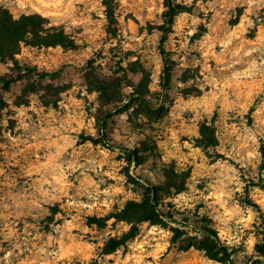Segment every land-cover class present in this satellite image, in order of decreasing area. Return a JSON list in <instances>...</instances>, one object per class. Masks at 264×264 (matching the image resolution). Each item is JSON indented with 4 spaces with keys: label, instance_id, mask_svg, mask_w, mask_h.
<instances>
[{
    "label": "rangeland",
    "instance_id": "374dc122",
    "mask_svg": "<svg viewBox=\"0 0 264 264\" xmlns=\"http://www.w3.org/2000/svg\"><path fill=\"white\" fill-rule=\"evenodd\" d=\"M182 2L190 11L176 17L162 55L164 0H114L112 21L105 0H0L15 18L40 14L75 42H23L18 68L0 62V76L14 79L8 89L0 83V229L15 232L23 264H223L195 247L182 248L192 237L206 238L201 227L216 231L233 264H264L256 258H264V189L255 185L264 184V134L251 139L264 133V5ZM109 111L115 112L106 125L113 149L98 141ZM196 112L203 118L194 121ZM189 137L200 153L184 147ZM117 147L137 150V161ZM69 164L79 167L70 170L58 198L41 197L33 182L53 170L59 176ZM144 183L159 187L165 216L139 223L134 237L103 253L111 237L132 225L110 218L113 223L100 227L88 218L142 200ZM181 195L195 207L172 202ZM26 224L36 225L28 228V242ZM233 238L239 243H229ZM0 241V250L10 248L3 235Z\"/></svg>",
    "mask_w": 264,
    "mask_h": 264
},
{
    "label": "trees",
    "instance_id": "16d2710c",
    "mask_svg": "<svg viewBox=\"0 0 264 264\" xmlns=\"http://www.w3.org/2000/svg\"><path fill=\"white\" fill-rule=\"evenodd\" d=\"M113 2L114 0H105V4L107 6V15L111 21L114 19ZM164 6V22L162 25H160V30L162 33L160 40V50L162 55H165L164 44L176 17L183 12L190 11V7L184 4L182 0H164ZM43 25H49V21L40 14L22 15L19 18H15L9 9L0 6V62L8 63L9 61H12L14 64L13 68H18L19 64L16 59V54L19 53L21 43L23 42L32 46H75L74 40L69 38L64 30L53 25L51 27H43ZM164 60L165 66L163 71V80L165 82V86L168 87L171 81L172 72L171 68L166 64V57ZM48 74L49 73L42 74V78ZM13 80V77L0 76V83L3 84L4 89H8ZM131 96V101L133 102L139 99L135 95ZM4 104V99L0 93V105L4 106ZM114 114V111H109L104 114L100 121L98 138V141L102 145L112 149L115 148L116 145L111 143L106 131V125L108 120ZM117 148H120V150L125 154L130 162L137 161V150L123 147ZM127 177L132 183L138 182L129 173H127ZM255 185L264 189L263 183ZM144 186L145 191L142 200H130L120 212L111 214L109 216H90L88 218V222L90 224H96L100 227L106 225L110 218L125 220L132 225L130 230L122 237H111L105 244L103 253L108 254L114 252L125 242L134 237L137 234L139 223L143 221L157 222L159 217L165 216V214L159 209V187L150 183H144ZM248 203L259 209V205L251 199H248ZM201 229L205 233L206 238L202 239L198 237H192L188 239L189 241L186 245H183L182 248L187 250L191 247H195L196 249L205 251L210 258L215 259L223 264H233L230 251L225 245L222 244L216 231L209 227H201Z\"/></svg>",
    "mask_w": 264,
    "mask_h": 264
},
{
    "label": "clouds",
    "instance_id": "9594fccd",
    "mask_svg": "<svg viewBox=\"0 0 264 264\" xmlns=\"http://www.w3.org/2000/svg\"><path fill=\"white\" fill-rule=\"evenodd\" d=\"M39 2L41 4L45 3V0H39ZM58 2H62V0H58ZM258 2L262 5H264V0H258ZM49 5L45 4V7H48ZM251 23V22H250ZM43 27H51V25H43ZM262 27H264V25H262ZM21 46H23L21 44ZM264 62V61H262ZM9 64H11V61L8 62ZM128 91H131V89H128ZM84 95H87V92H84ZM97 95L96 92L92 93V97L94 98ZM214 99H216V97H213ZM201 107L203 108V113L205 115H209L211 114V110L208 106H206V104L201 105ZM93 111H95V109H93ZM193 111H195V109H193ZM237 115H241V113H237ZM256 113L253 114V119L255 118ZM203 117L201 116V114L199 112H196L195 116L193 117V120H197V119H202ZM209 128L212 127L211 121L209 120L208 125ZM233 128H235V125L232 126ZM247 130V129H246ZM250 131V130H249ZM264 133H256L255 135L251 136V139L253 141H256V135H261ZM219 135V134H217ZM195 141L191 140V137H189V140H186L184 142V147L189 149V154H193V153H200L201 152V148L199 147H194ZM209 151H211V147H209L208 149ZM219 151V149L217 150ZM89 163H91V161H89ZM79 166L74 165V164H69L68 165V170L61 168L60 169V173L59 176H57V174H55V171L53 170V172L49 173L48 175L50 176V178H48V176H45L44 174H40L39 179L35 180L33 183L34 185H39V187L37 188V191L40 193V196L43 198H47L48 200H55L58 198L59 193L63 190L62 189V185L64 183L67 182V177L72 175V172L70 171L73 168H77ZM213 167H219V165H213ZM231 171L235 172V169L232 168L230 169ZM177 175H179V171L177 170ZM148 176L153 180V182H155V176L152 173H148ZM161 179H163V177L161 176ZM221 185H223V181H220ZM45 185L48 186V188H45ZM189 188H192L194 190L195 185L192 183H189L187 185ZM209 187H214L213 185H209ZM50 189V190H49ZM237 191H240L239 188L236 189ZM220 195L223 196L225 195V193L223 191L220 192ZM202 196V194H201ZM192 198L191 197H186L184 195H181L180 197L174 199L172 202L174 204H176L177 206L180 205V202L183 201L184 202V207H188V208H194L195 204L193 202H190ZM111 205L110 201H105L104 202V207L106 209H109ZM17 208H21V205H16ZM84 208H94L96 207L95 204L92 205H88L85 204L83 205ZM35 218V217H34ZM58 217H54V219H57ZM249 219H251V216H249ZM113 220H108V223L111 224L113 223ZM29 227H33L35 228L36 225H25V229H24V240L25 242L27 241V238L29 236H31V232L28 231ZM55 231H59V228H56ZM191 235H195V233H190ZM0 235L4 236L5 240H8L10 242V248L7 250H0V251H4V255L0 256V264H14L15 262H18V264H23V261H19V257L22 255V251L20 250V244L16 241V234L14 231H12L11 229H7V225L5 226V229H0ZM221 235L223 236V233H221ZM35 239V237L33 238ZM51 239V238H50ZM3 241H0V243H2ZM239 243V240H237L236 238H233L232 240H229V243ZM249 244L252 243L251 239H249L248 241ZM249 254L251 253V249H249ZM49 255H53L52 253H49ZM258 259H261L262 261H264V258L261 257H256Z\"/></svg>",
    "mask_w": 264,
    "mask_h": 264
}]
</instances>
